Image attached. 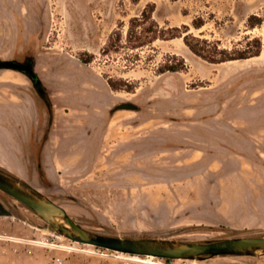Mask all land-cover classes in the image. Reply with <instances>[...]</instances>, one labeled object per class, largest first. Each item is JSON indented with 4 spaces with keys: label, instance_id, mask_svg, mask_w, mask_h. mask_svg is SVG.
Segmentation results:
<instances>
[{
    "label": "rangeland",
    "instance_id": "rangeland-1",
    "mask_svg": "<svg viewBox=\"0 0 264 264\" xmlns=\"http://www.w3.org/2000/svg\"><path fill=\"white\" fill-rule=\"evenodd\" d=\"M146 7L150 33L162 38L130 48V21ZM186 41L246 58L211 62ZM25 59L46 91L54 140L50 178L31 169L23 181L78 224L190 242L264 236V0H0V60ZM20 95L50 122L29 77L0 69V103ZM121 103L137 109L115 110ZM233 122L246 123L244 139ZM0 203L12 214L0 215V264H264L99 249L58 234L2 191Z\"/></svg>",
    "mask_w": 264,
    "mask_h": 264
},
{
    "label": "water",
    "instance_id": "water-1",
    "mask_svg": "<svg viewBox=\"0 0 264 264\" xmlns=\"http://www.w3.org/2000/svg\"><path fill=\"white\" fill-rule=\"evenodd\" d=\"M0 69H11L24 73L34 85L35 74L31 72L33 69L30 64L16 60H0ZM114 109L135 110L137 106L133 103H121ZM0 191L28 207L58 234L82 244L130 255L164 259L206 260L217 256H264V236L190 242L174 239L122 237L94 232L78 224L64 207L38 189L1 171ZM0 215H8L1 204Z\"/></svg>",
    "mask_w": 264,
    "mask_h": 264
},
{
    "label": "crops",
    "instance_id": "crops-1",
    "mask_svg": "<svg viewBox=\"0 0 264 264\" xmlns=\"http://www.w3.org/2000/svg\"><path fill=\"white\" fill-rule=\"evenodd\" d=\"M11 88L25 93L28 100L34 101L32 93L25 92L22 85L16 83ZM20 97L22 102L0 103V169L21 180L29 177L31 169H36L38 175L41 169L44 176L50 178L46 157L48 145L54 140V123L49 122L47 113L34 111L23 95ZM9 120L13 121V125L8 124ZM245 125L232 123L233 130L237 131L233 135L238 141L244 139L242 131L247 129Z\"/></svg>",
    "mask_w": 264,
    "mask_h": 264
},
{
    "label": "trees",
    "instance_id": "trees-1",
    "mask_svg": "<svg viewBox=\"0 0 264 264\" xmlns=\"http://www.w3.org/2000/svg\"><path fill=\"white\" fill-rule=\"evenodd\" d=\"M152 11H153L152 7H146L141 13L140 20H138L137 18H134L130 21V25H129V29H128L129 42H131V43H129L130 48L141 47V46H144L145 44H147L149 42L155 41L158 38H162V35H161L162 31L160 29H156L152 33H150L151 31H149V27H147V25H146L148 22H152L151 21L152 20V16H151ZM200 26H201V24L196 25V27H200ZM138 27L140 29H138ZM187 36L188 35L184 36L185 40L187 39ZM198 41L206 43V40H204V39L202 41H200L198 39ZM186 42H187V45L191 48V50L193 52L197 53L199 56H201V57H203V58H205L211 62L218 63V62H225V61H229V60H235V59H239V58H246L245 56H240V57L233 56L230 53H228V51L225 49L220 51V54H222L220 57H214L211 55H206V54H204V52H202L200 49H198L196 47V45H193V44L189 43L188 41H186ZM255 55H259V50L257 51V53H255ZM29 64L31 65V68L33 69L32 59H29ZM31 72L34 73L33 70H31ZM108 83L113 89H117V87L112 83L111 80H108ZM34 87L36 88L39 96L44 100V102L48 108L49 116H50V123H51V121H52V109L50 107V103H49V100L47 98L46 91H45L40 79L37 77L36 74H35ZM0 171L7 174V175H10L14 178H17L15 176L7 173L3 169H0ZM41 174H42V170H41ZM2 207L8 212V215H12L11 212L9 210H7L3 205H2Z\"/></svg>",
    "mask_w": 264,
    "mask_h": 264
},
{
    "label": "built area",
    "instance_id": "built-area-1",
    "mask_svg": "<svg viewBox=\"0 0 264 264\" xmlns=\"http://www.w3.org/2000/svg\"><path fill=\"white\" fill-rule=\"evenodd\" d=\"M98 248L100 249L101 247H98ZM134 256H138V255H134ZM160 259H164V258H160ZM165 260H171V259H165ZM55 264H64V263L61 259H55Z\"/></svg>",
    "mask_w": 264,
    "mask_h": 264
},
{
    "label": "flooded vegetation",
    "instance_id": "flooded-vegetation-1",
    "mask_svg": "<svg viewBox=\"0 0 264 264\" xmlns=\"http://www.w3.org/2000/svg\"><path fill=\"white\" fill-rule=\"evenodd\" d=\"M23 63H27L28 65H29V60L28 59H25L24 61H23ZM33 83V82H32Z\"/></svg>",
    "mask_w": 264,
    "mask_h": 264
},
{
    "label": "bare ground",
    "instance_id": "bare-ground-1",
    "mask_svg": "<svg viewBox=\"0 0 264 264\" xmlns=\"http://www.w3.org/2000/svg\"><path fill=\"white\" fill-rule=\"evenodd\" d=\"M152 257V256H151Z\"/></svg>",
    "mask_w": 264,
    "mask_h": 264
}]
</instances>
